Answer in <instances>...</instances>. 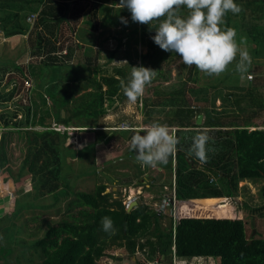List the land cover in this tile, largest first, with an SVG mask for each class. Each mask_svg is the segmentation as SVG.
Returning a JSON list of instances; mask_svg holds the SVG:
<instances>
[{
  "label": "trees",
  "instance_id": "16d2710c",
  "mask_svg": "<svg viewBox=\"0 0 264 264\" xmlns=\"http://www.w3.org/2000/svg\"><path fill=\"white\" fill-rule=\"evenodd\" d=\"M40 1L42 0H0V8L13 10L16 7L20 10H28L27 4ZM110 1L112 3L120 0ZM85 2L88 3V7L83 10ZM234 2L241 6L242 11L238 14L228 12L224 17L222 29L237 27L236 32L251 42L248 50L251 60L263 58L264 0H234ZM97 5H99V0H70L62 2L58 6H48L46 13L55 24L60 21L68 23L69 29L80 20L81 13L85 23L95 26L97 24ZM33 7L31 6V8ZM108 8H105L103 18L111 25L117 22V18L122 13L127 12L126 8L120 9L119 6H116L113 8L115 13H110L112 7ZM33 10L35 9L33 8ZM41 13L44 14L45 10ZM180 14L186 16V8L182 7ZM42 20L41 17L40 21ZM121 24L123 23L121 22ZM139 28H141V24ZM137 30V26L133 25L128 34H136ZM22 31L23 28L15 25L6 29L5 34L21 33ZM41 39L43 38L39 37L34 41L36 45L40 44ZM118 42L120 43V40ZM114 51H111V57L114 55ZM238 60L239 56L233 62V66L228 67V70L236 67ZM129 65L136 66L134 61H130ZM63 66L66 67L62 76L64 83L60 91H57L58 98L54 96L57 92H50L48 98L52 104L51 112L44 109L42 115L36 119L34 118L36 113L33 112L31 120H29L30 125H37L45 130L41 132L28 130L20 132L17 130L19 135L26 140L29 152L15 183L20 182L25 175L32 176L31 188L35 200V196L40 198L51 196L56 199L58 192L68 193L69 174L63 175V171L69 170L70 172L72 168L66 163L67 157L73 152L74 156L78 155L76 156L78 160L83 159L89 152H93L95 147L93 145L80 151H71L72 144H70L65 148L69 136L66 132L60 133L52 129L48 118H53V122L65 127H86L73 125L76 124V121L83 122L84 120L93 122L91 127H98L94 124L107 114V107H111L116 101L123 103L127 100L120 87V81L130 78L131 67L117 68L113 75L103 74L99 79L86 78L84 84H87L88 90L80 93L78 100H74L72 95L77 89H71L67 82L70 79H82L75 72L79 68H83V64L77 60L75 64ZM194 69L197 68L190 67V73ZM155 70L158 72L157 68ZM183 88L186 86L182 85L180 90ZM45 92L48 94L47 90ZM184 98L185 94L183 93L160 100L158 98L156 104L143 107V115L147 117L153 112L155 106H165L167 111L165 122L175 127L174 133L180 139L177 151L169 157L166 164H160L161 168L170 173L171 180L168 185H158L159 189H155L153 185L152 190L155 192L156 198H159L162 195H167L174 183L173 206L175 211L179 207V216L182 218H167V222L161 224L160 220L163 217L155 216L149 206L142 203H137L126 212L125 206L120 201L111 200L113 193H105L106 187L104 186L96 187L90 194L76 193L73 200L66 204L64 212L67 214V220L58 221L48 226L42 239L32 245L31 251L41 259L39 264H97L108 247L112 245L123 248L133 258L135 250L139 251L144 261L139 262L134 258L132 264H146L154 259L170 262L171 249H173L175 257L180 260L211 258L218 259L219 264H264V240L255 239V237L247 239L243 222L230 220L234 219L232 201L199 200L190 204L192 199L235 197L240 181L255 182L264 179V131L248 132L245 129L251 116H257V113L263 111L264 99L261 96H250V102L255 105V111L246 118L229 117L228 121L227 118L205 117L203 124L198 127L196 125L197 117L205 116V111L190 108ZM71 104L73 105L71 106ZM61 111L66 113L65 117H62ZM7 124H2V126L8 127ZM201 130H206L211 137L208 147L213 149L208 152V162L203 165L194 155L188 153L193 138ZM5 132V130L0 131V167L8 161L1 156L3 142H5L1 133ZM108 133L97 131V144L103 142ZM111 137L112 135L106 138L104 143L107 144ZM172 159L174 161L173 169L171 168ZM225 161H232L231 166L228 164L226 168H221L220 165H224ZM95 169L98 170V168ZM134 171L136 178L140 179L147 170L142 171L138 165H135ZM102 174L106 176L110 184H113L114 179L112 175L109 176V172L104 170ZM209 174L217 177H215L216 186L209 184ZM89 175L88 171L84 176ZM151 177H153V181H156L159 178V173H151ZM60 183L64 187L63 191L59 189ZM128 183L130 184V182ZM163 187H166L167 190H164ZM183 202L190 206L186 204L178 206ZM75 208L76 211H73ZM18 210L19 208L16 211ZM252 211L257 212L258 210L253 208ZM103 217H109L113 221L114 233L103 230L101 223ZM248 242H250L249 245Z\"/></svg>",
  "mask_w": 264,
  "mask_h": 264
},
{
  "label": "rangeland",
  "instance_id": "374dc122",
  "mask_svg": "<svg viewBox=\"0 0 264 264\" xmlns=\"http://www.w3.org/2000/svg\"><path fill=\"white\" fill-rule=\"evenodd\" d=\"M119 2L120 1L111 3L110 0L99 2V5H97L98 11L96 12L97 24H94L95 26H90L88 23L81 22L82 28L74 25V27L69 29L68 23L64 21H60L56 24L53 23L52 20L40 21L41 17L39 16L42 13L38 10V14L34 13L32 20H28V22L30 21L29 23L25 22V24H22L28 27V32L23 36L17 35L16 39L14 38L12 40V45L14 47L11 52L6 50L7 46L5 42L2 44L0 43V45H2L0 46V60L5 62L0 64L2 66L0 68V80L3 82V87H9L7 92H3V97H0V123H8V127H6L5 130L6 132L3 134L1 133L3 138H5L1 156L8 161L3 163V166L0 167V181L3 178H7V180H12L8 184L9 186H13L15 190L19 187L15 195L17 200L13 198L11 205H9L10 208H13L16 201L17 209L19 208V210L14 212V214H9L0 221V264H39L41 259H39L37 255H34L33 251H31V247L36 241L42 239L48 226L58 221L67 220V214L64 210L66 204L70 200H73L74 194H90L94 192L96 187L104 186L106 187V194L113 193L111 200H117L123 204L127 199L124 193L126 194L127 192L124 191L125 189H122V185L123 183L130 182L131 184V182H133L132 179L128 178L122 179L120 184L112 185L108 182L106 176L102 174L104 170L107 172L113 170L111 167L109 171L107 167L111 165V163H107L106 165L104 163L105 157L109 154L105 148L101 149L105 144L99 143L96 145V140L93 143H88L90 140L88 136L90 134H95L97 139V131L90 130L94 128L91 127L93 126V122H86L85 120L83 122L76 121V124L73 125L86 127H80L83 129L74 131L73 128L77 127L58 125L53 122V118L49 117L50 119L48 118V121L52 129L54 128V130L56 129V131L60 133L66 132L69 136L65 148L72 144L71 151H80L93 144L95 145L94 151L91 153L89 152L83 159L79 160L76 157L78 155L73 157V159L69 158L70 156L67 157L69 161L68 164L71 166L72 170L70 172L69 170L63 171V175L69 174V190L68 193L63 192L64 196L62 192H58V196L55 197L56 199H53L51 196H44L43 198L35 196V200L33 199V191L30 194L31 197L25 196L24 189L27 187L30 188V183L32 182V179L27 177L29 175H25L20 182L15 183L14 178L17 179L29 152L26 140L19 135L17 130L20 132L24 130L30 132H41L45 130L37 125H30L29 120H31L33 112L36 113L35 119L39 115H42L44 109H48L51 112L50 107L52 104H50L48 98L50 97V92L55 93L61 89L63 84L62 76L64 69H66L63 65H67L68 63L72 64L77 60L81 61L83 64V68H77L78 70L75 72V74L82 79H77L75 81L68 80L67 82L71 89H77L72 95L74 100H78L80 98L78 95L88 90L87 84H84L86 83V78L95 77L99 79L103 74L113 75L117 68L131 67L129 65L130 61H134L136 67L144 66L153 70H155V68L158 69L155 78L150 85L146 87L142 97L138 98L135 103L130 102L128 99L123 103L116 101L111 107H107V114L99 118L96 124H94L105 127L110 124V126H116L114 130L130 129V126H142L153 122L167 125L169 129L171 128L170 130L175 132V127L165 122L167 113L165 106H155L153 112L149 115L153 118L152 120L151 118L147 119L146 116L143 115V107L145 105L151 106L156 104L158 98L160 100L182 93L186 94L185 97H187L188 91L191 88L195 89L196 92L201 95L202 87L210 81L207 75L198 69H194L190 73V67L184 65L176 53L165 52L153 42L152 37L155 35V30L158 28L160 21H154L150 25L141 24V28H139L140 24L128 19L130 15L126 14L124 18H126V20L128 19L127 24H121L120 21L122 16L117 18L115 24L110 25L105 22L104 19H102V15L104 16L105 8L108 3L116 7ZM87 5L88 3L85 2L83 10L88 7ZM40 8H44V6L40 5ZM3 15L5 14L1 13V16ZM181 15L185 16L183 14ZM0 23L2 24L0 27L3 29L15 26V22L5 21ZM16 25L20 26L19 22H16ZM133 25L137 26V33L128 34ZM5 26L7 27L5 28ZM54 27L56 28L55 32H53ZM39 37L43 39H41L42 41H40L39 45H36L34 41ZM80 37L83 38V41L79 42ZM119 40L120 43L118 42ZM113 50H115L114 55L111 57V51ZM121 61H127V64L119 63ZM14 62L19 64L18 66L22 68L21 72H23L24 75L18 72L19 69H16ZM49 64L58 66H50ZM96 66H98V68H96ZM232 66L233 63L229 65V67ZM189 77L194 78V80L189 82ZM216 77L220 76H214L213 78L215 79ZM182 85L186 86V88L180 90ZM70 88L69 90H71ZM46 90L49 95L48 97L45 95ZM7 93L10 94L5 97ZM58 95V92L54 94L56 98H58ZM225 98L226 97H187L189 106L192 109L202 110L208 108L210 113L207 114H209V116L213 115V117H217L216 115H218L219 112L218 109H220L215 103L216 100L218 99L222 102ZM74 103L75 101L73 104ZM73 104H71V106ZM226 104L230 106L231 103ZM104 107H106V105H104ZM65 115L66 113H64V117ZM0 130L3 129L0 128ZM101 132L105 133L107 131L102 130ZM141 134L143 135L144 133L141 132ZM98 148L101 149V154L98 156L99 160L98 157L95 156ZM98 166H100V168ZM155 167H160V164L159 166L157 164ZM95 168H98V170ZM7 170H10V172ZM115 170H119L118 167L115 168ZM88 171L90 175L84 176L87 175ZM154 172L157 171H151L150 173ZM79 174L80 177H78ZM163 174L164 173H160L156 181L162 185H168L171 180L170 173L165 171V174ZM59 187L60 190H64L61 183ZM113 188L115 191L112 190ZM8 192L9 191H6L5 195L10 200L11 198L8 196ZM143 193L144 192H142V194ZM261 194H263V192H261ZM140 196L135 194V197H131V199L134 200L133 206H135L136 203H142L147 206L152 203L150 200L141 199ZM259 197L258 194L254 202L248 201V210L245 208V214L243 213V215H245L243 221L244 231L247 239L255 237V239L264 240V200ZM32 205L35 207L33 208ZM251 208L258 211L252 213L250 211ZM73 211H76V208ZM176 217H178L177 211H174L173 219ZM238 217L240 216L234 215L235 221ZM167 218L169 217L167 216L165 219L164 217L161 218V224L166 223ZM134 258L139 262L143 260L141 253L137 250H135ZM134 258L130 257L123 248H117L115 245H112L108 247L104 256L97 261V264H132L135 260ZM171 261L163 262V264H171ZM191 261H188V264H190ZM194 261L193 264H199L200 260ZM206 262L205 260H201L202 264H212V262Z\"/></svg>",
  "mask_w": 264,
  "mask_h": 264
},
{
  "label": "clouds",
  "instance_id": "9594fccd",
  "mask_svg": "<svg viewBox=\"0 0 264 264\" xmlns=\"http://www.w3.org/2000/svg\"><path fill=\"white\" fill-rule=\"evenodd\" d=\"M118 6L130 12L133 22L150 25L160 21L153 42L165 52L176 53L184 65L195 66L208 76L225 73L237 56L236 71L247 72L251 64L249 53L237 43L236 30L221 28L228 12L238 14L242 11L234 0H120ZM182 7L187 10L186 16L180 14ZM121 22L127 24L123 17ZM245 39L241 37L242 41ZM119 63L127 64V61ZM156 74V70L144 66L131 67L130 78L120 81L127 99L135 103L142 97ZM210 140L207 131L201 130L188 150L201 165L208 162V152L213 151L208 147ZM179 143L180 139L167 125L152 123L132 136L130 149L136 152V159L142 166L155 167L166 164ZM101 223L105 232H115L109 217H103Z\"/></svg>",
  "mask_w": 264,
  "mask_h": 264
},
{
  "label": "crops",
  "instance_id": "0c3cea01",
  "mask_svg": "<svg viewBox=\"0 0 264 264\" xmlns=\"http://www.w3.org/2000/svg\"><path fill=\"white\" fill-rule=\"evenodd\" d=\"M62 2H65V0H63V1L42 0L40 2L27 4L29 7V9L27 11L26 10H20V8H16V7L13 10L0 8V22H5V21L6 22H15V25H16V22H19V25H20L19 27L23 28V31L21 33H15V34H8L7 35V34H5L6 29H3L0 27V43L2 44L3 42H5V44L7 46L6 50L11 52L13 47H14L12 45V40L14 38L16 39L17 35L23 36L25 33L28 32V27L22 25V24H25V22H28L26 20V17L28 15L34 14V13L38 14V10L40 13H41V11L45 10V13L41 14L39 17L43 18L42 21L51 20L50 17H48V14L46 13L48 11L47 7L48 6L51 7L52 5L58 6ZM99 2H103V1L99 0ZM40 5L44 6V8H40ZM31 6H34L33 8L35 10H33V8H31ZM109 6L112 7V9H110V13H113L114 12V9H113L114 6H112L110 3H108L107 8ZM50 10H53V9L50 8ZM1 13L5 14V15L1 16ZM126 14L130 15V16H128L129 17L128 19H131V14L128 10H127V12L122 13L121 16L124 18L126 16ZM96 15H97V13H96ZM103 17L104 16L102 15V19H104ZM79 18H80V20H78L75 25L82 28V26H81L82 23H85L84 20H82V18H83L82 13H81ZM107 23L110 24L109 22H107ZM0 26H2L1 23H0ZM6 27L7 26H5V28ZM221 28H222V25H221ZM236 28L237 27H235V29ZM53 30H54L53 32H55L56 28L54 27ZM263 32H264V22H263ZM241 37H244V36L241 35L240 33H237V36H236L237 43L242 50H247V52H248V50L250 49V46H251V42L247 38L242 41ZM82 39L83 38L80 37L79 42L83 41ZM0 46H2V45H0ZM2 63H5V62H2L0 60V64H2ZM10 63H12V62H10ZM70 64L71 63H68L67 65H70ZM72 64H75V62ZM18 65L19 64L14 62V66L16 67V69H19L18 72H20V73H22V75H24L23 72H21L22 68H20ZM27 66H28V63H27ZM27 66H26V68H27ZM1 67L2 66L0 65V68ZM7 68H8V66H7ZM96 68H98V66H96ZM227 71L223 74V77H222V74L220 75V77H216L215 78L216 80L213 78L214 76H208L207 75V77L210 79V81H209V83L205 84L204 87H202V94L201 95L198 94V92H196L195 89L191 88L188 91L187 97H226L224 99V101H222V102H220V100H218V99L216 100V102H215L216 105L218 107H220V109H218L219 112L217 111L218 115H216V116L220 117V118H227L228 121H229V117L246 118L252 112L255 111L254 110L255 105H253V103L250 102V96H252V97L261 96L264 99V57L263 58H255L254 60H251V64L248 67L247 72H244V73L238 72V71H236V67H234L232 70H227ZM247 74L251 75L250 79H248L246 77ZM212 78L214 79V81ZM193 80H194V78H191V79H189V82H191ZM24 81H26V80H24ZM69 81H75V80L70 79ZM62 83H64L63 80H62ZM2 84H3V82L0 80V97H3L2 96L3 92H7L9 90V87H7V86L3 87ZM9 94L10 93H7L5 95V97ZM45 95H47V97H48L47 93ZM185 96H186V94H185ZM187 97H185L184 99L188 102L189 98L187 99ZM226 103H229V104L231 103V104L229 106ZM188 105H189V103H188ZM203 111H205V116H201L202 120H201L200 125L203 124L205 117L206 118L211 117V116H209V114H207V113H210V110L208 108H204ZM212 117H213V115H212ZM146 118L149 119L151 117L147 116ZM152 119L153 118H151V120ZM152 123H147V124L142 125V126H140V125L134 126V127L130 126L131 127L130 129H115V130H114V128H116V126H110V124L107 127L96 125L98 127L91 128L90 130L91 131H99V132L103 130V131L109 132L104 140H106V138H108L109 136L112 135V137L109 139V142L107 144L104 143V140H103V142H101V143L105 144V146L102 147L101 149L105 148L106 151H108V153H109L105 157L106 159H104L105 160L104 163H105V165L107 163H111V165H109L107 167L109 168V171L111 170V167L113 170V171L109 172V176L112 175L113 179H114L112 185L120 184V181L122 179L130 178L133 180V182H131V184L123 183V185H122V189H125L124 191L127 192L126 194L124 193L126 198L135 197V194H136L139 196L141 195L140 196L141 199L143 198L145 200H150L153 203L158 199V197L156 198L155 192L152 190L153 189L152 186L154 185L155 189H159L158 185H161V184L157 181H153V177H151L150 172L151 171H157V172H159V174L160 173L165 174V170L162 169L161 167L153 168L151 166H142L141 163L138 162L136 159V152L130 149L131 138L134 134H136V131H138L139 129L144 128V127H146ZM0 128H2L3 130H6V127H3L1 123H0ZM73 129H74V131L75 130L79 131L83 128H73ZM245 129L248 132H252L254 130L264 131V109L262 112L257 113V116H255V115L251 116V118L248 121V125L245 127ZM0 131H2V130H0ZM88 137L90 138L88 143L95 142V140H96L95 134L94 135L90 134ZM118 139H119V142H118ZM91 145H93V144H91ZM96 145H98V144H96ZM83 149H86V148H83ZM101 149L98 148L96 150V153H95L96 157H98L101 154V151H100ZM73 157H75V156H74L73 152H71L69 158L73 159ZM98 160H99V157H98ZM131 160H133V161H131ZM68 163H69V161L67 159V164ZM231 163H232V161H230V162L225 161L224 165H220V167L226 168L228 166V164L231 166ZM135 165H138L142 171L144 169L147 170L142 175V177H140V179H137L136 175L134 174L135 173V171H134ZM158 166H159V164H158ZM98 167L100 168V166H98ZM117 167L119 170H115V168H117ZM171 168L172 169L174 168L173 159L171 162ZM101 169L103 170L102 167H101ZM27 177H30V179H32V176H30V175ZM212 177H214V176H212L210 174L208 175V178H212ZM14 179L16 180V178H14ZM11 181L12 180H7V178H3L0 181V221L3 218L7 217L9 214H11V213L14 214V212H16V210H17V202L15 201L13 208H10L9 205H11L12 199L9 200V198L6 197V195H5L6 191H10V192L14 193V196L17 194L19 187L15 190V188L13 186L12 187L9 186L8 184ZM3 184H6V185H3ZM30 185H31V183H30ZM216 185H217V181L215 182V184H213V186H216ZM112 190L115 191L114 188ZM31 192H32V188H31L30 192L25 193V196L31 197V195H30ZM142 192H144V193L142 194ZM261 192H263V194H261ZM258 194L260 196L259 198L264 200V179H260V180L255 181V182H252L249 180L240 181L235 197L192 199L190 201L191 202L190 204H192L193 201H199V200H203V201L204 200H211V201H214V200H219V201L220 200H230L234 204V205L232 204V207L234 208L232 210V212L234 213L235 216H240V217H238L240 219L236 220V221L243 222L245 219L244 218L245 215H243V213L245 212L244 211L245 208L248 210V207H247L248 201L254 202V199L257 198ZM15 198L17 200L16 196H15ZM182 204H186V205L190 206V204H187L185 202L180 203L178 206H180ZM263 206H264V204H263ZM251 209H250V211H251ZM176 211H177L178 218H182L179 216V207L177 208ZM252 213H255V212L252 211ZM164 219H165V217H164ZM217 219H228V218H217ZM230 220L235 221V219H230ZM196 259L205 260L207 262H212V264H219L218 259H211V258H207V259L206 258H196Z\"/></svg>",
  "mask_w": 264,
  "mask_h": 264
},
{
  "label": "built area",
  "instance_id": "2783aa9c",
  "mask_svg": "<svg viewBox=\"0 0 264 264\" xmlns=\"http://www.w3.org/2000/svg\"><path fill=\"white\" fill-rule=\"evenodd\" d=\"M32 18H33V14H30L26 17V20L27 21L32 20ZM246 77L248 79H250L251 75L247 74ZM215 182H216L215 177L209 178V184H215ZM173 185H174V183H173ZM173 185H172L170 192L167 195H162L155 202L148 205L150 210L153 212V214L155 216H157V217H167L168 216L169 218L173 219L174 211H175L174 206H173V202H174L173 201L174 200ZM163 189L167 190L166 187H163ZM30 191H31V186H30V188L27 187L26 189H24V193H28ZM8 196L11 199L15 198L14 193H12L10 191L8 192ZM125 201L126 202H124L123 205L126 208L127 205L133 203L134 200L131 198H127ZM171 251H172V255H171L172 258H170L172 260L171 264H188L187 260H180V259L176 258L175 254H173V249H171ZM192 260L193 261H191L190 264H193L195 262L194 260H198V259L194 258ZM146 264H163V262H162V260L154 259L150 262H146ZM199 264H202L201 260L199 261Z\"/></svg>",
  "mask_w": 264,
  "mask_h": 264
},
{
  "label": "water",
  "instance_id": "95a60500",
  "mask_svg": "<svg viewBox=\"0 0 264 264\" xmlns=\"http://www.w3.org/2000/svg\"><path fill=\"white\" fill-rule=\"evenodd\" d=\"M61 114H62V117H64V112L61 111ZM201 120H202V117L201 116H198L197 117V120H196V125L199 126L200 123H201ZM133 204L134 203H131L129 205H127V207L125 208V211L128 212L129 210H131V208L133 207ZM250 244V242H248V245Z\"/></svg>",
  "mask_w": 264,
  "mask_h": 264
}]
</instances>
